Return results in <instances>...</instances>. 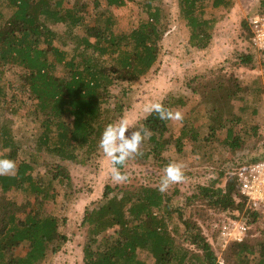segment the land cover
<instances>
[{
	"label": "trees",
	"instance_id": "obj_1",
	"mask_svg": "<svg viewBox=\"0 0 264 264\" xmlns=\"http://www.w3.org/2000/svg\"><path fill=\"white\" fill-rule=\"evenodd\" d=\"M128 2L136 3L0 0V157L16 165L14 175L0 176V264H47L61 251L68 238L60 231V220L47 213L46 203L55 201L57 186H64L63 195L69 196L72 181L65 163L87 165L99 155L101 132L124 115L131 85L148 75L158 62L160 44L167 33L163 0L139 2V15L131 17L133 21L124 30L115 10ZM177 5L178 19L189 31V46L201 51L209 47L216 23L208 6L211 11H228L234 0H177ZM260 6V14H264V0ZM248 32L250 38L249 26ZM13 74L15 80L9 78ZM212 81L203 83L195 78L189 87L198 94ZM263 96L264 83L256 77L248 85L233 84L221 102L244 101L240 110L256 115ZM31 102L32 123L38 124L39 131L24 139L15 133L13 118ZM162 105L173 111L184 103L171 97ZM170 122L152 112L139 126L149 132L140 144V157L152 158L163 169L171 161L164 156L170 145L179 155L185 138L194 142L199 138L188 125L178 136L166 137ZM210 131L204 140L215 135L214 128ZM240 138L229 129L223 143L234 151L244 142ZM23 150L28 152L27 158H21ZM192 152L203 153L198 149ZM196 187L185 203L173 210L157 187L107 186L101 202L85 213L83 224L88 233L84 264H264V229L257 225L264 216L247 213L251 226L247 235L224 248L217 233L212 232L211 242L192 218H207L209 211H243V201L234 200L238 194L234 175L226 177L222 186L214 182ZM10 192L21 195L22 202L10 200ZM209 219L208 225L213 226L216 219ZM174 220L182 234L170 229ZM109 230H114V238L105 235ZM176 234L200 253L183 247ZM214 247L220 251L222 262ZM23 248L26 252L18 255L17 250ZM257 250L259 256L255 258Z\"/></svg>",
	"mask_w": 264,
	"mask_h": 264
},
{
	"label": "rangeland",
	"instance_id": "obj_2",
	"mask_svg": "<svg viewBox=\"0 0 264 264\" xmlns=\"http://www.w3.org/2000/svg\"><path fill=\"white\" fill-rule=\"evenodd\" d=\"M135 1L136 3L128 2L125 7L115 10L121 29H128L129 22L133 21L131 17L139 15L138 3L142 0ZM260 1L234 0V6L228 11L224 9L211 11L208 6V12H211L216 23L209 47L201 51L191 48L188 44L189 31L184 22L178 19L177 0L162 2V8L167 15V33L160 44L158 62L148 75L131 85L127 93L128 109L123 116H127L133 128H140L139 126L150 114L144 111L145 105L156 102L163 104L171 97L183 100V106L173 109V111H180L183 118L178 121L171 120L170 132L166 134V137L169 134L178 136L181 128L188 125L197 131L199 138L196 142L191 138H185L182 142L183 152L179 155L175 152L174 145H170L169 150L164 153L166 158H170L169 160L183 165L184 180L170 184L164 191L166 201L173 210L179 209L185 203L186 198L196 191L197 185H209L216 182L222 186L226 177L233 176L238 169L249 164L251 160L259 159L264 155V96L258 105L256 115L240 110L244 106V101L234 100L228 105L221 102L226 90L231 89L235 83L248 85L256 77H261L264 83V53L252 47L248 32L249 18L262 12ZM246 58H250L251 63H243L242 61ZM9 78L15 80L16 76L9 75ZM195 78H199L203 83L213 80L211 82L213 84L209 83L206 89L196 94L189 87ZM119 90H115V93ZM242 95L244 93H239V96ZM31 109L32 102L20 109L17 118L10 117L14 120L15 133L25 137L24 139H28L39 131L38 124L32 123L34 116L31 114ZM212 128L215 129V135L204 140V137L210 135ZM229 129H233L244 141L234 151L223 143ZM125 135H128V132ZM141 149L142 146L139 145L138 152ZM193 149L200 150L204 156L193 154ZM24 150L21 158L28 156V152ZM65 165L72 181L69 196L64 197V186H57L55 190L58 196L54 202L46 203V211L60 220V231L67 236L68 241L61 251L46 263L84 264L83 248L88 233V227L83 224L85 213L101 202L105 188L107 186L110 188L139 186L159 188L160 177L164 173L163 168L156 165L152 158L144 160L139 154H134L123 167L127 180L115 183L110 176V159L105 157L102 151L87 165L81 166L70 162ZM40 171L43 172L42 169ZM8 197L17 203L23 200L22 196L15 192H10ZM192 208L193 205L191 210ZM187 211H189L188 208ZM190 212L187 213L188 216L194 213V211ZM220 214L209 211L207 218L206 215L192 217L211 242H213L211 237L214 231L212 224L208 225L211 220L209 218L215 220ZM62 220H65V223ZM175 223L174 220L169 225L170 229L182 234V231L175 227ZM257 225L260 229H264V218H261ZM250 228L251 226L249 230ZM251 230H254V227ZM178 234L175 235L178 243L195 253H200L188 243H184ZM105 235L114 238V230H109ZM214 249L219 258L218 261L222 262L220 251L215 247ZM25 252L24 248L17 250L18 255ZM256 252L255 258L259 256L258 250Z\"/></svg>",
	"mask_w": 264,
	"mask_h": 264
},
{
	"label": "clouds",
	"instance_id": "obj_3",
	"mask_svg": "<svg viewBox=\"0 0 264 264\" xmlns=\"http://www.w3.org/2000/svg\"><path fill=\"white\" fill-rule=\"evenodd\" d=\"M144 111L155 112L161 120L178 121L183 118L180 111H171L159 102L145 105ZM126 132L128 135H125ZM148 136L146 128H133L127 116H122L118 121L105 126L100 135L98 149L110 159V176L113 182L121 183L127 180V174L121 168L134 154H139V145ZM15 171L16 165L13 160L0 157V176L14 175ZM163 173L159 182L160 192H164L170 184L184 180L183 165L180 162L170 161L164 167Z\"/></svg>",
	"mask_w": 264,
	"mask_h": 264
},
{
	"label": "built area",
	"instance_id": "obj_4",
	"mask_svg": "<svg viewBox=\"0 0 264 264\" xmlns=\"http://www.w3.org/2000/svg\"><path fill=\"white\" fill-rule=\"evenodd\" d=\"M252 47L264 52V14L249 18ZM238 190L236 202L243 201L242 212L222 213L213 224V231L219 235L224 248L230 242H241L248 233L247 213L264 216V158L247 164L234 173Z\"/></svg>",
	"mask_w": 264,
	"mask_h": 264
}]
</instances>
